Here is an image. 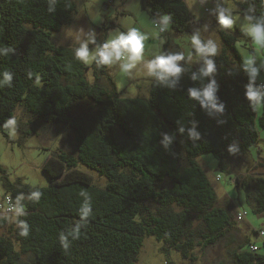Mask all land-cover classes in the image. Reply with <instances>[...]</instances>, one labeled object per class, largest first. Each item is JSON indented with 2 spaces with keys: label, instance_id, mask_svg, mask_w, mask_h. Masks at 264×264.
Segmentation results:
<instances>
[{
  "label": "trees",
  "instance_id": "1",
  "mask_svg": "<svg viewBox=\"0 0 264 264\" xmlns=\"http://www.w3.org/2000/svg\"><path fill=\"white\" fill-rule=\"evenodd\" d=\"M141 4L153 19L170 15L177 32L191 27L186 0ZM75 10L74 0H0V133L6 134V121L23 105L34 122L68 125L76 149L45 163L51 182L43 187L11 181L0 163L6 191L0 202L11 197L17 205L22 194L25 213L13 222L0 216V227L7 229L0 233V264H138L146 235L164 241L166 251L175 248L196 260L194 248L216 244L237 214L231 210L234 202L217 204V191L197 161L203 153L215 155L220 170L245 190L254 212L264 215V176H234L230 168L258 143L259 126L264 129V112L258 116L246 96L250 83L264 92L262 83L252 80L236 46L238 36L246 34L221 31L224 50L210 57L216 64L211 75L204 77V66L184 57L178 62L179 79L169 77L174 85L159 80L148 98L123 97L107 65L87 66L75 58L77 47L53 42L52 31L69 23ZM239 12L264 15V0H242ZM163 47L165 53H178L170 49V39ZM90 68L93 81L86 73ZM5 72L12 75L10 83H3ZM213 78L218 102L225 104L222 113L209 112L188 93L191 87L203 90ZM193 128L197 138L189 135ZM80 164L106 177V184H97ZM36 191L39 199H30ZM197 213L202 228L196 225ZM19 221L28 224L26 236L20 234ZM253 244L258 245L247 237L234 252V264H264V253L259 245L252 250Z\"/></svg>",
  "mask_w": 264,
  "mask_h": 264
},
{
  "label": "rangeland",
  "instance_id": "2",
  "mask_svg": "<svg viewBox=\"0 0 264 264\" xmlns=\"http://www.w3.org/2000/svg\"><path fill=\"white\" fill-rule=\"evenodd\" d=\"M74 1L76 10L72 14L70 22L60 30L51 33L52 40L56 45L79 47L80 41L87 40L88 34L93 32L96 34L97 43L102 44L108 39L111 32L127 31L128 27H137L149 34V39L145 42V59L138 62L129 74L120 72V62L111 67L107 66L110 79L123 97L148 98L150 96L152 84L159 81V78L148 73L146 62L153 59L157 52H165L163 46L168 39H170L172 51L182 53L189 62L199 66H205V59L193 51L194 47L189 39L191 35L198 32L205 42L209 39L213 40L219 54L224 50L225 43L221 34L224 29L219 25V13L214 10L217 4L227 6L225 0H194V2L186 0L188 7L191 4L189 10L192 23L189 30L182 32L175 31L172 25L168 30L159 32L153 25L154 19L142 7L141 0ZM240 1L242 0H229V3L236 5L235 14L239 19L232 28L225 30L226 32L235 33L237 29L242 30L243 25L247 22L244 18L245 15L239 12ZM81 29H83V34H81ZM154 32L155 35H153ZM252 39L250 36H238L236 46L243 63L245 56L257 54L253 65L258 69L255 80L258 83H264V66H261L264 49H261L258 54ZM95 46L90 44V50ZM93 63L86 65L91 67ZM86 73L93 81L92 68ZM105 82L109 84L108 79H105ZM263 112L264 108L258 110L257 115L260 116ZM11 119L15 120L14 131L10 133L6 129V134L0 133V163L5 169V176L11 181L22 179L31 186H48L51 179L45 172L44 165L58 153L76 152L73 131L68 125L62 123H49L42 119H36L38 122H34L35 116L29 113L23 105L17 106L15 115ZM197 161L217 191V204L224 206L227 202L232 201L234 202L231 209L233 214L240 209L246 210L248 214L243 219H238L235 215L236 221L233 215L234 225L216 244L207 247L196 246L193 250L196 260L184 258L182 253L175 248H169L166 251L164 241L154 235H146L138 256V264H168V261L176 264H219L221 262L234 264V252L237 249L241 250L240 246H244L247 237L256 241L260 246V252L264 253V239L257 233L258 230L264 229V215L254 212L252 205L248 202L245 190L233 184L231 174L220 170L218 160L213 153H203L197 157ZM79 168L88 171L97 184L102 186L106 184V177L84 165L80 164ZM230 168L234 176H264L263 128L259 126L258 143L250 148L243 159H234ZM218 175H221V180L216 179ZM5 195V187L0 176V199ZM0 216H8L10 222H13L17 215L12 211L0 210ZM196 225L200 228L203 227L200 213H197ZM0 233H7V229L0 227ZM24 257L27 258V256Z\"/></svg>",
  "mask_w": 264,
  "mask_h": 264
},
{
  "label": "clouds",
  "instance_id": "3",
  "mask_svg": "<svg viewBox=\"0 0 264 264\" xmlns=\"http://www.w3.org/2000/svg\"><path fill=\"white\" fill-rule=\"evenodd\" d=\"M194 2V0H193ZM227 6L217 4L214 11L219 13V25L222 29L227 30L233 27L236 21L239 19L235 14L236 5L229 3V0H225ZM191 4H189V8ZM247 21L243 25L242 31L246 36L252 37V43L256 47V52L260 54V50L264 49V15L259 17L245 13L244 16ZM153 25L159 32H164L169 29L171 25V17L168 14L158 16L153 20ZM83 34V29L80 30ZM156 33L154 32L153 35ZM79 39V37H78ZM149 39V34L142 31L137 27H128L127 31L111 32L108 39L102 44L97 43L96 34L89 33L87 40H82L79 43V47L75 48L74 55L78 61L84 64L95 63L97 67L113 66L117 62H120V72L123 74H129L130 70L135 68L138 62L145 59V42ZM192 47L196 49L199 56L205 59V66L201 69V73L204 77H207L216 71V64L210 56L217 54V45L213 40L209 39L207 42L202 41L200 34L197 32L189 37ZM96 45L94 49L90 50L89 45ZM4 51H7L6 49ZM257 54H250L244 57V66L249 71L252 80L254 81L257 75L258 69L254 67V61ZM184 59L182 53L173 52H157L155 57L146 62V67L150 75H155L160 81L164 83L175 84L179 79L182 72V67L179 65V61ZM261 66H264V59H262ZM169 77H175L176 80H169ZM12 75L9 72L4 73L3 83H10ZM195 79V76L193 77ZM218 91L217 81L213 78L207 85L201 90L197 87H191L188 90L189 96L195 98L200 104L209 112L215 110L216 112H224L225 104L218 102L216 95ZM247 98L252 102V107L257 111L264 108V92L255 88L251 83L247 85ZM4 128L10 133L14 131L15 120L9 119L6 121ZM184 131L183 127L180 129ZM189 135L193 138H197L199 133L193 129H189ZM171 137L165 136V141H170ZM230 151H234V147L230 146ZM41 193L39 191L33 192L30 199H39ZM23 199V195L17 196V206L14 211L17 216L24 215V206L20 204ZM90 211L87 207L83 208L82 215L87 217ZM18 227L20 228V234L26 236L28 234V224L24 221H19ZM74 238L79 235L78 227L71 233ZM65 247H69V244L65 243Z\"/></svg>",
  "mask_w": 264,
  "mask_h": 264
},
{
  "label": "built area",
  "instance_id": "4",
  "mask_svg": "<svg viewBox=\"0 0 264 264\" xmlns=\"http://www.w3.org/2000/svg\"><path fill=\"white\" fill-rule=\"evenodd\" d=\"M261 88L264 90V83L261 84ZM220 178H221L220 175H218V176L216 177L217 180H220ZM6 199H7V203H8V204H7V203H2V202H0V210H2V211L7 210V211L15 212V211H14V208H15L17 205L13 203L11 197H8V198H6ZM246 215H247V212H246V211H244V210H239V211H237L236 218H238V219H243V218L246 217ZM260 236L264 239V229L260 231ZM251 249H252V250H257V249H258V245H254V244H253V245L251 246Z\"/></svg>",
  "mask_w": 264,
  "mask_h": 264
}]
</instances>
